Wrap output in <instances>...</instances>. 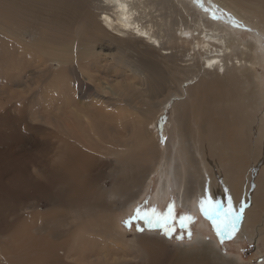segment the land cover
I'll list each match as a JSON object with an SVG mask.
<instances>
[{
  "label": "rangeland",
  "instance_id": "1",
  "mask_svg": "<svg viewBox=\"0 0 264 264\" xmlns=\"http://www.w3.org/2000/svg\"><path fill=\"white\" fill-rule=\"evenodd\" d=\"M190 2V20L203 12L228 36L259 41L264 51V30L255 26V12L250 11L251 18L245 16L254 0H236L241 10L237 15L218 0ZM15 17L12 27L20 24L18 19L25 26L29 15ZM5 21L9 22L0 15V264H152L146 255L141 260L122 257L123 250L141 253L144 249L129 250L132 242L165 249L168 261L212 246L219 252L218 260L227 257L232 264H264V232L254 237L226 236L221 243L212 220L202 211L187 210L173 192L167 200L153 204L160 183L157 172L173 158L169 148L153 161L150 187L143 190L144 179L133 168L144 163L145 147L134 128L141 122L150 129L161 125L159 131L167 138L176 120L167 115L168 110L162 111L167 105L164 98L157 105L140 106L134 95L140 78L125 64L132 58H124L120 65L118 46L82 42L64 58L57 52V60L41 63L50 59L51 44L42 43L49 37L42 31L40 36L30 33L25 47L11 35ZM133 54L127 48L124 57ZM255 54L256 71L264 85L263 54L258 50ZM162 83L166 91L165 78ZM190 86L188 96L198 103L201 114L215 117L217 111L195 84ZM178 98V102L184 100ZM178 113L182 119L183 108ZM173 203L177 217L193 219L184 229L177 221L171 236L142 222L133 221L131 227L125 223L137 206L165 213ZM109 217L115 219L120 233H99ZM263 225L264 217L257 227Z\"/></svg>",
  "mask_w": 264,
  "mask_h": 264
},
{
  "label": "bare ground",
  "instance_id": "2",
  "mask_svg": "<svg viewBox=\"0 0 264 264\" xmlns=\"http://www.w3.org/2000/svg\"><path fill=\"white\" fill-rule=\"evenodd\" d=\"M218 1L236 15L241 13L236 0ZM122 2L127 5L126 13L113 0H0V15L8 19L5 27L25 47L30 33L40 36L42 31L49 37L42 43L50 42V59H42L41 63L57 60V52L64 58L71 50L77 51L82 42L87 46L103 42L118 46L120 65L124 58H132L125 64L134 68L132 73L140 78L134 84L140 106L146 102L157 105L164 98L163 105H167L162 111L168 110L167 115L174 117L177 124L167 138L159 131L161 125L150 129L141 122L134 128V135L145 147L144 163L133 168L144 179L143 190L150 187L153 161L166 154L167 148L173 157L157 172L160 183L153 204L167 200L173 192L187 210L198 213L201 198L210 191L220 204L219 211L227 209L229 197L234 212L244 207L233 237L263 233L264 225L257 227L264 217V85L255 67L256 50L264 59L260 42L228 36L225 29L211 23L200 11L190 20V0ZM251 10L255 12V26L264 30V0H254L246 18H251ZM20 13L29 15L25 26L18 19L20 24L12 27L10 23ZM123 15L128 16L127 21L122 20ZM106 16L111 25L103 19ZM55 43L57 49L52 48ZM127 48L134 54L124 57ZM82 56V52L77 54L78 58ZM194 84L217 111L215 117L208 112L203 116L198 103L188 96ZM199 91L193 95L197 97ZM180 96L184 100L178 102ZM180 108L184 111L182 119ZM113 230L120 233L115 219L109 217L99 233L109 235ZM204 247L182 259L168 261L165 249L132 242L129 250L144 249L141 253L123 250L122 257L141 260L146 255L152 264H232L225 260L227 257L218 260L216 248Z\"/></svg>",
  "mask_w": 264,
  "mask_h": 264
},
{
  "label": "snow or ice",
  "instance_id": "3",
  "mask_svg": "<svg viewBox=\"0 0 264 264\" xmlns=\"http://www.w3.org/2000/svg\"><path fill=\"white\" fill-rule=\"evenodd\" d=\"M199 2V0H198ZM113 3L118 6V8L125 12L127 11V5L122 2V0H113ZM213 18L217 17L213 14ZM109 25L111 21L109 17L103 18ZM123 21L128 20L127 15H123ZM118 23L121 21H117ZM125 27H130L131 25L125 24ZM220 205L214 203L210 191L206 192L205 196L200 200V209L204 213L206 218L212 220L213 226L221 238V243H223L224 238L227 236L231 238L233 234L237 231L236 224L240 219L241 214L244 212V207L239 209V212H234L232 209V200L229 197L227 209L224 211H219ZM193 218L186 215H181L177 217L175 215L174 203L169 205L165 213H160L157 208H148L146 205L137 206L134 214L125 221L128 227L132 226L133 221L137 224L144 223L150 229L154 227H159L164 230L165 235L171 236L176 230L177 221H179V228L184 229L186 227V222L192 220ZM139 231H144L143 228H138Z\"/></svg>",
  "mask_w": 264,
  "mask_h": 264
}]
</instances>
